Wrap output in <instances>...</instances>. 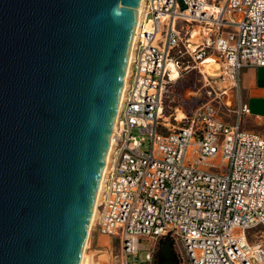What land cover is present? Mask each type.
Wrapping results in <instances>:
<instances>
[{
  "label": "built area",
  "instance_id": "obj_1",
  "mask_svg": "<svg viewBox=\"0 0 264 264\" xmlns=\"http://www.w3.org/2000/svg\"><path fill=\"white\" fill-rule=\"evenodd\" d=\"M129 61L89 243L115 240L113 264L167 235L188 264H264V134L243 127L242 89L264 67V0H144ZM194 69L214 98L167 114Z\"/></svg>",
  "mask_w": 264,
  "mask_h": 264
},
{
  "label": "water",
  "instance_id": "obj_2",
  "mask_svg": "<svg viewBox=\"0 0 264 264\" xmlns=\"http://www.w3.org/2000/svg\"><path fill=\"white\" fill-rule=\"evenodd\" d=\"M142 0H0V264H80Z\"/></svg>",
  "mask_w": 264,
  "mask_h": 264
},
{
  "label": "rangeland",
  "instance_id": "obj_3",
  "mask_svg": "<svg viewBox=\"0 0 264 264\" xmlns=\"http://www.w3.org/2000/svg\"><path fill=\"white\" fill-rule=\"evenodd\" d=\"M210 66V67H209ZM211 72L213 67L211 65H207ZM207 82V81H206ZM213 85L215 87H221L223 83L218 81L217 84ZM209 89V85H205V80L203 75H201L197 70H193L182 77H180L177 81L171 84V87L168 92V102L169 104H173V108L168 107L167 114H170L171 111L175 112V102L174 96H178L180 98V102L182 101L185 104L186 108L191 111L193 108L198 106L199 104L207 101L209 99L214 98V94L208 95L207 90ZM252 109L250 108V111ZM179 113V111H178ZM180 117H182L180 115ZM233 120V119H231ZM258 122H262L261 119H257ZM143 242L147 244L148 250L140 251V255L138 257H131V259H136L137 261L145 260L146 254L148 251H151L152 245L155 244L154 239L146 238L143 239ZM161 238L156 241V248L152 253L151 260L146 264H171L172 258L169 256H164L161 251H159L161 246ZM117 245V242L114 240L112 244L111 237L103 234L95 233L92 236V241L89 243L87 248V254L92 255L87 262L84 264H113V258L111 254V250H114L116 253V249L114 247ZM111 248V250H110ZM180 246H176L174 244L175 253L180 261V264H188L183 257V254L179 251Z\"/></svg>",
  "mask_w": 264,
  "mask_h": 264
},
{
  "label": "crops",
  "instance_id": "obj_4",
  "mask_svg": "<svg viewBox=\"0 0 264 264\" xmlns=\"http://www.w3.org/2000/svg\"><path fill=\"white\" fill-rule=\"evenodd\" d=\"M242 89L251 114L243 119V127L264 134V67H246L242 71ZM261 119L262 122H258ZM95 234V233H94Z\"/></svg>",
  "mask_w": 264,
  "mask_h": 264
},
{
  "label": "bare ground",
  "instance_id": "obj_5",
  "mask_svg": "<svg viewBox=\"0 0 264 264\" xmlns=\"http://www.w3.org/2000/svg\"><path fill=\"white\" fill-rule=\"evenodd\" d=\"M143 4H144V0H142L141 5L139 6V8L137 10V23H136L135 31L133 32V35H132V43H131V49H130V54H129V60H130V56L132 54V49H133L134 41H135V38H136V28H137V26L139 25V23L141 21V13H142V9H143ZM129 60H128L127 68H126L125 80L127 78V71H128L129 64H130ZM172 76H173L174 79L179 77V73L177 72L176 69H173ZM125 82H124V86H125ZM123 92H124V87H123V90H122L121 98L123 96ZM180 115L183 117V112L182 111H179V114H178L179 118H181ZM116 121H117V117H116V120H115L114 128H115V125H116ZM108 157H109V152H108V155H107V160H108ZM107 160H106V164L104 166L103 172H102V177H101L100 185H99V188H98V193H97V197H96L94 211H93L92 219H91V222H90L89 234H88V238H87V241H86V244H85V247H84V251H83V254H82V260H81L80 264H84L92 256V255H88L87 254V248L89 246L90 234L92 232L93 224H94V221H95V218H96V215H97V207H98V203H99L100 196H101L103 178H104V174L106 172V167H107V164H108Z\"/></svg>",
  "mask_w": 264,
  "mask_h": 264
},
{
  "label": "trees",
  "instance_id": "obj_6",
  "mask_svg": "<svg viewBox=\"0 0 264 264\" xmlns=\"http://www.w3.org/2000/svg\"><path fill=\"white\" fill-rule=\"evenodd\" d=\"M174 102L175 105H177L180 102V98L176 95L174 96ZM161 246L159 251L162 252L164 256H169L172 258L173 261H171V264H180V261L175 253L174 250V240L171 238L170 235L161 237Z\"/></svg>",
  "mask_w": 264,
  "mask_h": 264
}]
</instances>
